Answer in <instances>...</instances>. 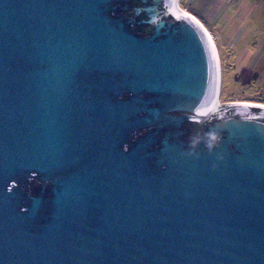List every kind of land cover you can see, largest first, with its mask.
Masks as SVG:
<instances>
[{"label":"water","instance_id":"water-1","mask_svg":"<svg viewBox=\"0 0 264 264\" xmlns=\"http://www.w3.org/2000/svg\"><path fill=\"white\" fill-rule=\"evenodd\" d=\"M220 90L179 0H0V264H264V103Z\"/></svg>","mask_w":264,"mask_h":264},{"label":"rangeland","instance_id":"rangeland-1","mask_svg":"<svg viewBox=\"0 0 264 264\" xmlns=\"http://www.w3.org/2000/svg\"><path fill=\"white\" fill-rule=\"evenodd\" d=\"M180 2L216 35L222 102L238 98L264 102V0Z\"/></svg>","mask_w":264,"mask_h":264},{"label":"bare ground","instance_id":"bare-ground-1","mask_svg":"<svg viewBox=\"0 0 264 264\" xmlns=\"http://www.w3.org/2000/svg\"><path fill=\"white\" fill-rule=\"evenodd\" d=\"M180 2V1H179ZM180 4H181V2H180ZM182 5V4H181ZM183 6V5H182ZM183 8L186 10V11H188V12H190L196 19H198L207 29H208V31L210 32V34H211V36H212V38H213V40H214V43H215V46H216V49H217V53H218V57H219V62H220V69H221V83L223 82V77H222V65H221V56H220V52H219V50H218V47H217V43H216V35H215V33H213L212 32V30L207 26V24L204 22H202V20L199 18V16H197L194 12H192V11H189L188 10V8H185L184 6H183ZM221 88H222V85H221ZM220 93H221V90H220ZM219 100L222 102V100H221V98H220V95H219ZM238 100H245V101H257V100H250V99H237V100H234V101H238ZM257 102H262V101H257ZM262 103H264V102H262Z\"/></svg>","mask_w":264,"mask_h":264},{"label":"clouds","instance_id":"clouds-1","mask_svg":"<svg viewBox=\"0 0 264 264\" xmlns=\"http://www.w3.org/2000/svg\"><path fill=\"white\" fill-rule=\"evenodd\" d=\"M206 146L211 150L215 146V142L219 140V136L216 132H209Z\"/></svg>","mask_w":264,"mask_h":264},{"label":"flooded vegetation","instance_id":"flooded-vegetation-1","mask_svg":"<svg viewBox=\"0 0 264 264\" xmlns=\"http://www.w3.org/2000/svg\"><path fill=\"white\" fill-rule=\"evenodd\" d=\"M146 29H148V28H146ZM194 125L197 126V127H201V126H203V123H194Z\"/></svg>","mask_w":264,"mask_h":264},{"label":"trees","instance_id":"trees-1","mask_svg":"<svg viewBox=\"0 0 264 264\" xmlns=\"http://www.w3.org/2000/svg\"><path fill=\"white\" fill-rule=\"evenodd\" d=\"M196 14V12H194ZM198 14V13H197ZM239 99V98H238Z\"/></svg>","mask_w":264,"mask_h":264}]
</instances>
